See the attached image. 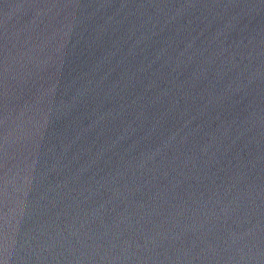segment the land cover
I'll list each match as a JSON object with an SVG mask.
<instances>
[{"label":"water","instance_id":"water-1","mask_svg":"<svg viewBox=\"0 0 264 264\" xmlns=\"http://www.w3.org/2000/svg\"><path fill=\"white\" fill-rule=\"evenodd\" d=\"M0 264H264V0H0Z\"/></svg>","mask_w":264,"mask_h":264}]
</instances>
